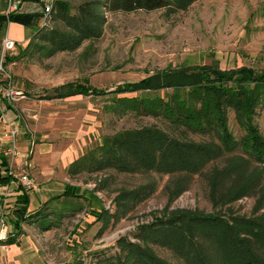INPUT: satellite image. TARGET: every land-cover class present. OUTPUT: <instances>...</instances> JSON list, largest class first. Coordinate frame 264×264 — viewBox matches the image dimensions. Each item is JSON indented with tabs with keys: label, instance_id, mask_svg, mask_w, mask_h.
<instances>
[{
	"label": "trees",
	"instance_id": "16d2710c",
	"mask_svg": "<svg viewBox=\"0 0 264 264\" xmlns=\"http://www.w3.org/2000/svg\"><path fill=\"white\" fill-rule=\"evenodd\" d=\"M194 1L80 0L72 4L71 0H51L44 24L35 28L24 47L5 56L4 65L19 56L49 58L58 52H73L83 42L87 43L82 53L85 55L102 35L109 13L162 9L169 16L185 11ZM18 18L16 11L1 13L0 33L7 22ZM161 90L165 96L158 95ZM104 93L113 95L106 106L111 112L159 118L168 130L149 124L104 134L67 166L68 177L112 170L167 176L172 186L157 214L138 224L130 237L118 236L111 253L94 252L92 264H264V140L253 122L256 109L264 108V69L256 71L243 65L221 69L215 62L177 66L122 82L108 91L94 88L84 79L52 86L39 97L49 100ZM230 111L244 132L239 138L228 128ZM205 170L212 211L168 208L186 190L188 179ZM6 171L7 159L0 154V184L10 179ZM108 180L107 176L100 177L94 182L95 189L106 188ZM77 189L66 184L61 194L32 213H26L24 206L17 209V216L10 222L12 229L2 242H14L21 223L46 231L56 227L67 212L80 211L79 206L67 202L81 195ZM153 190V182L119 188L110 200L112 210L91 209L94 220L100 223L96 237ZM251 194L254 201L250 215L229 209V204ZM60 199L67 201L59 208L50 206ZM17 200L25 205L26 195Z\"/></svg>",
	"mask_w": 264,
	"mask_h": 264
},
{
	"label": "rangeland",
	"instance_id": "374dc122",
	"mask_svg": "<svg viewBox=\"0 0 264 264\" xmlns=\"http://www.w3.org/2000/svg\"><path fill=\"white\" fill-rule=\"evenodd\" d=\"M78 1L71 0V3ZM86 44L83 42L73 52H58L49 58L19 56L6 63L4 69L10 77V85L23 96L10 105L31 99L38 103L39 96L47 93L49 88L68 81L82 82L85 79L92 87L108 91L122 82L135 81L169 67L215 62L221 69L240 65L256 71L264 69V0H196L185 11L169 16L164 15L162 9L113 12L107 15L102 35L83 55ZM131 95L133 93L125 94ZM158 95L165 96V91H158ZM111 97L112 94L104 93L80 97L69 103L77 121L84 128L90 127L93 137L89 147L98 143L102 135L123 129L153 124L168 130L166 123L159 118L111 112L106 108ZM2 108L0 101V111ZM253 122L264 140V108L256 109ZM227 125L235 138L243 135L231 111ZM189 136L199 138L198 135ZM205 173L206 170L191 176L186 190L174 198L168 208L212 211ZM102 176L109 178L108 185L96 190L94 182ZM68 178L81 195L68 201H52L50 206L59 208L67 201L79 206L80 211L67 212L56 227L47 231L23 223L22 232L37 248V264H76L78 261L92 264L94 252L111 253L118 236L130 237L138 224L149 221L153 213L157 214L166 204L172 186L167 176L123 174L112 170L91 175L81 173ZM148 182L154 183L151 195L96 237L100 223L94 220L91 209L112 210L110 200L119 188ZM253 201L254 194H251L228 207L234 213L250 215ZM156 251L168 257L166 252Z\"/></svg>",
	"mask_w": 264,
	"mask_h": 264
},
{
	"label": "crops",
	"instance_id": "0c3cea01",
	"mask_svg": "<svg viewBox=\"0 0 264 264\" xmlns=\"http://www.w3.org/2000/svg\"><path fill=\"white\" fill-rule=\"evenodd\" d=\"M42 2L50 0H21L17 9L19 18L5 24L1 35L12 39L16 50L26 45L36 27L41 22ZM6 7V0H0V14ZM89 96V95H87ZM83 95L77 94L62 99H38V103L21 101L15 106L3 104L2 112L7 118L20 120L17 145L19 155L14 167L28 168L34 180L31 191H25L16 179L10 177L0 184V206L5 201L6 226L11 231L10 222L17 216V209L24 206L26 213H32L53 197L61 194L66 184L67 166L76 159L91 143L90 127L84 128L69 108L74 100ZM30 149V152L28 150ZM72 185V184H70ZM4 186L1 191V187ZM27 202L17 200L22 194ZM21 231L14 242L0 241V264H37V248L31 238ZM47 231V230H46Z\"/></svg>",
	"mask_w": 264,
	"mask_h": 264
},
{
	"label": "built area",
	"instance_id": "2783aa9c",
	"mask_svg": "<svg viewBox=\"0 0 264 264\" xmlns=\"http://www.w3.org/2000/svg\"><path fill=\"white\" fill-rule=\"evenodd\" d=\"M51 1V0H50ZM20 0H6V7L2 14L17 11ZM50 2H42L41 6V22H45V15L49 11ZM16 53L15 42L3 35L0 39V101L11 104L18 98H22L20 91L13 90L10 85V77L6 74L4 69L5 56ZM4 104V103H3ZM20 132L19 122L16 118L9 119L2 112H0V154L7 159L6 173L17 180L25 191H31L34 187V180L27 172V168L14 167L15 159L19 155L17 140ZM30 152V149L28 150ZM4 186L1 187V191ZM5 201L0 206V241L5 240L8 230L5 223Z\"/></svg>",
	"mask_w": 264,
	"mask_h": 264
}]
</instances>
